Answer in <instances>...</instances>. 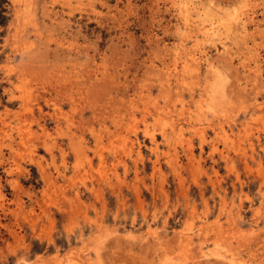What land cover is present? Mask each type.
Here are the masks:
<instances>
[{
	"label": "rangeland",
	"instance_id": "obj_1",
	"mask_svg": "<svg viewBox=\"0 0 264 264\" xmlns=\"http://www.w3.org/2000/svg\"><path fill=\"white\" fill-rule=\"evenodd\" d=\"M192 1L201 7V12L202 8L208 12L204 23H213L226 33L234 57L223 55L218 43L214 47L201 40L199 45L204 48H200V66L183 69V49L192 48L195 42L182 27L172 0L159 5L153 0H132L131 4L124 0L118 7L124 9L127 5L126 20L118 13L117 18H100L99 24L87 12L72 11L65 19L71 21V29L81 25L79 44L86 42L85 36L92 40L99 34L101 46L107 47L126 34L124 38L131 43L127 78L117 73L106 86L94 88L93 82L104 84L113 73L107 66H88L80 72L78 87L89 90L91 95L82 103L75 107L58 104L56 90L49 89L30 109L35 122L26 118L13 121L11 126L0 125V135L9 131L22 147L26 139L34 137L45 141L58 137L55 145L49 141L53 149L58 146L66 151L70 144L72 152L67 160L72 168L65 172L68 182L60 184L53 195L69 200L78 197V211L86 210L87 217L99 218L97 227L103 233L97 239L105 248L126 244L133 264L136 260L141 264H259L264 259V197L257 191L264 183V175L260 174L264 168L263 0ZM61 7L57 4L55 9ZM96 7L100 9V5ZM4 8L0 24L12 22L16 14L11 0H4ZM252 10L255 23L240 33L236 17ZM69 11L63 8L62 14ZM154 18L168 35L153 27ZM155 37L162 39L157 43ZM251 49L255 58L249 54ZM157 54L162 59L153 66L152 57ZM208 61L211 66L207 67ZM193 73L198 82L193 80ZM209 82L219 85L214 105L202 91ZM191 83L198 86L190 95ZM4 86L11 87L7 81ZM19 106V101H9L5 95L0 112H16ZM213 107L225 115L208 126L202 109ZM162 128L167 137L161 135ZM146 129L154 131L155 142L145 134ZM37 153L44 156L45 148H38ZM28 171L38 174L35 164L29 165ZM21 183L29 187L27 182ZM217 186L225 190L226 199L234 192L240 194L236 203L242 207L238 212L219 216L221 205L207 211L202 200ZM27 206L25 198L21 210ZM14 207L6 209L4 222L12 219ZM0 215L4 211L0 210ZM84 235H94L91 226ZM38 250L39 245L34 244L33 251Z\"/></svg>",
	"mask_w": 264,
	"mask_h": 264
},
{
	"label": "clouds",
	"instance_id": "obj_2",
	"mask_svg": "<svg viewBox=\"0 0 264 264\" xmlns=\"http://www.w3.org/2000/svg\"><path fill=\"white\" fill-rule=\"evenodd\" d=\"M123 2L11 0L16 14L12 22L0 24V73H3L0 76V107L5 95L9 101H19L20 106L16 112H0V125L11 126L13 121L26 118L35 122L30 109L37 106V99L42 98L41 93L49 89L56 90L58 104L69 103L75 107L82 103L86 96L91 95L89 90L78 87L80 72L88 66H107L113 73L104 84L93 82L94 88L106 86L117 73L127 78L131 43L124 38L125 33L121 34L118 42L110 43L107 47L101 46L99 34L92 40L85 36L86 42L79 44V37L83 36L81 25L71 29V21L65 19V15L71 16L72 11H81L95 18L98 24L100 18H117L118 13L126 20L127 5L124 9L118 7ZM131 2L127 0L128 4ZM153 2L159 5L164 0ZM57 4L62 6L61 10L55 9ZM97 5H100V9ZM63 8L71 11L62 14ZM4 12V0H0V16ZM153 27L165 35L169 34L155 18ZM161 39L155 37L157 43ZM152 59L155 66L154 62L162 57L157 54ZM97 60L99 65L96 64ZM195 78L193 73V80ZM5 81L11 87H5ZM197 86L193 84L190 95ZM191 102L196 103L194 100ZM202 111V118L209 121L208 126H211L212 120L225 115L224 111L215 107ZM12 130H16L14 126ZM56 139L58 137L49 138V141L55 145ZM49 141L34 137L26 139L22 147L21 142L14 138L0 135V210L4 211V215H0V264H133L128 257L130 248L126 244L105 248L97 239L101 233L97 227L99 218L87 217L86 210L78 211V197L72 196L69 200L53 195L60 184L68 182L65 172L72 168L67 160L72 148L69 144L66 151L58 146L53 149L49 147ZM40 147L45 148L44 156L37 153ZM32 164L37 167V175L28 171V166ZM260 174L264 175V168ZM21 180L27 182L29 187L25 188ZM257 191L264 197V183ZM67 192L68 189H65ZM224 193L225 190L217 186L210 196L203 198L208 212L214 211L217 205H221L219 216L228 217L233 210L239 211L242 204H237L236 200L240 194L234 192L226 199ZM217 196H220L219 201L216 200ZM25 198L28 206L21 210ZM209 200L211 204L207 203ZM261 204L264 205V199ZM9 205L15 206L12 219L4 222ZM119 218L128 219L127 216ZM90 226L94 235L86 237L84 230ZM34 244L39 245L40 250L33 251ZM135 264H141V261L136 260ZM259 264H264V259Z\"/></svg>",
	"mask_w": 264,
	"mask_h": 264
},
{
	"label": "bare ground",
	"instance_id": "obj_3",
	"mask_svg": "<svg viewBox=\"0 0 264 264\" xmlns=\"http://www.w3.org/2000/svg\"><path fill=\"white\" fill-rule=\"evenodd\" d=\"M171 1V0H170ZM261 1V0H260ZM172 2L173 3H175V6H177V10H178V13H179V16H180V19H181V25H182V27L183 28H185L186 30H188V33H189V35H190V37H192V41H193V39H194V44L192 45V48H186V49H183V55H182V57H183V64L182 63H180V64H182L183 65V69L185 68V69H197L200 65H199V63L202 61V53H201V50H200V48L202 47H200V45H199V43H201V42H205V43H209L210 45H212L213 44V46L215 47V46H217V43L221 46V50H219V51H221L222 52V54L223 55H228V56H230V57H234L233 55V53L234 52H232L231 51V47L230 46H228L229 44H227V35H226V33L224 34V31L223 30H220L221 29V27H218V26H216V25H214L213 23H210V24H206V23H204L205 21V19L204 18H206L205 16H206V14H208V12L206 11V10H204L205 8H202L203 9V11L201 12V7H199V6H197V3H196V1H192V0H172ZM171 2V3H172ZM209 2V1H208ZM261 3V2H260ZM252 4V3H251ZM254 4V3H253ZM263 7L262 8H264V0H263ZM200 5V4H199ZM255 6V5H254ZM204 7V6H203ZM208 7V6H207ZM248 7V6H247ZM261 8V9H262ZM254 10V9H253ZM253 10H252V13H245V14H243V15H239L238 17H236V19H235V23H237V27L240 29L239 31H241L240 33H245V32H247V30H248V25L250 24V23H252V22H254L255 20V15L253 14ZM264 10H262V12H263ZM229 12V11H228ZM264 13V12H263ZM202 14H204V16H203V18L201 17L202 16ZM231 14V13H230ZM236 14H237V12H236ZM208 17H209V14L207 15ZM195 18H196V20H195ZM204 19V20H203ZM208 19V18H207ZM217 20V19H216ZM234 20V19H233ZM211 21V20H210ZM208 23V22H207ZM255 23V22H254ZM232 24V23H231ZM253 24V23H252ZM251 25V24H250ZM229 26V25H228ZM184 29V30H185ZM194 29H197L196 30V33H191V31H193ZM183 30H181V32H182ZM199 32V34H197ZM184 33V32H183ZM239 33V34H240ZM185 36V35H184ZM199 36H200V38H199ZM188 37V36H187ZM254 37V36H253ZM185 39H186V37H185ZM200 39V40H199ZM251 39V38H250ZM182 40V39H181ZM202 40V41H201ZM199 41H201V42H199ZM241 41V40H240ZM178 42V41H177ZM245 42L247 43V41L245 40ZM254 43V42H253ZM183 44V43H182ZM243 44H245V43H243ZM179 45V44H178ZM184 45H186V44H184ZM203 45V44H202ZM180 46V45H179ZM183 46V45H182ZM204 46V45H203ZM189 47H191V45L189 46ZM245 47H248V46H245ZM183 48H185V47H183ZM202 48H204V47H202ZM217 48V47H216ZM244 49V48H243ZM235 50V49H234ZM233 50V51H234ZM237 50V49H236ZM202 51H204V49H202ZM218 51V50H217ZM249 51V50H248ZM251 51V52H250ZM249 51V54H250V56L251 55H253V57H254V51H253V49H251ZM205 52V51H204ZM248 53V52H247ZM221 54V53H220ZM221 54V55H222ZM233 54V55H232ZM207 55V54H206ZM206 55H204V56H206ZM232 55V56H231ZM248 57V56H247ZM214 58V57H213ZM218 58H220V57H218ZM243 58V57H242ZM255 58V57H254ZM210 59H211V57H210ZM225 59V58H224ZM205 60H206V58H205ZM208 60V59H207ZM221 61V60H220ZM238 61V60H237ZM247 61V60H246ZM173 62V61H172ZM230 63V62H229ZM238 63H240V64H242V65H246V64H243V61H240V62H238ZM173 64V63H172ZM205 64V63H204ZM207 64V67H208V64L211 66V61L209 62H207L206 63ZM205 64V65H206ZM174 65V64H173ZM251 65V64H250ZM255 66V65H254ZM173 67V66H172ZM174 68V67H173ZM172 68V69H173ZM176 68V67H175ZM162 69V68H161ZM171 69V68H170ZM205 69V68H204ZM207 69V68H206ZM168 70V69H167ZM182 70V69H181ZM210 70V69H209ZM106 71V70H105ZM170 71V70H169ZM174 71V70H173ZM180 71V70H179ZM183 71H186V70H183ZM192 71V70H191ZM207 71V70H206ZM163 72V71H162ZM161 72V73H162ZM194 72V71H193ZM169 73H171V72H169ZM189 73V72H188ZM197 74V73H196ZM172 75V74H171ZM248 75H249V73H248ZM168 76V75H167ZM207 76V75H206ZM102 77V76H101ZM218 77V76H217ZM163 78V77H162ZM180 78V77H179ZM183 78V77H182ZM98 79V78H97ZM181 79V78H180ZM179 79V80H180ZM184 79V78H183ZM190 81H192V80H190ZM194 81H196V80H194ZM204 81H205V79H204ZM235 81V80H234ZM183 82H185V80H183ZM196 82H198V81H196ZM207 82V81H206ZM205 82V83H206ZM222 82V81H221ZM145 84V83H144ZM186 84V83H185ZM188 84V83H187ZM192 84V83H191ZM220 84V83H219ZM145 86V85H144ZM183 86V85H182ZM186 86H188V85H186ZM192 86H193V84H192ZM223 86H225V85H223ZM168 87V86H167ZM188 87H190V86H188ZM184 88H185V86H184ZM202 88V87H201ZM218 88H219V85H218V83L216 82V83H213V82H209V83H207V84H205L204 85V87H203V89H202V91L204 92V94H205V96L207 97V99H209V101L211 102V104H213L214 105V102L215 101H217V98H218V96H219V92H218ZM223 88V87H222ZM225 88V87H224ZM245 88V87H244ZM197 90V89H196ZM188 91V90H187ZM224 91V90H223ZM232 91V90H231ZM251 91V90H250ZM182 93V92H181ZM194 95V94H193ZM144 97H145V95H144ZM201 97V96H200ZM225 97V96H224ZM164 98H165V96H164ZM226 99V98H225ZM145 100H146V98H145ZM175 100V99H174ZM202 100V99H201ZM227 100V99H226ZM168 101V100H167ZM205 102V101H204ZM124 103H126V102H124ZM181 104H182V101H181ZM131 105V104H130ZM150 105V104H149ZM161 105V104H160ZM206 105V104H205ZM172 106V105H171ZM202 106H203V103H202ZM167 107V106H166ZM190 107V106H189ZM188 107V108H189ZM205 107V106H204ZM258 107V106H257ZM154 108V107H153ZM141 109V108H140ZM143 109V108H142ZM177 109H178V107H177ZM176 109V110H177ZM182 109V108H181ZM207 109V108H206ZM162 110V109H161ZM145 111V110H144ZM178 111V110H177ZM200 111V110H199ZM228 111V110H227ZM119 112V111H118ZM146 112V111H145ZM171 113V112H170ZM155 115V114H154ZM175 115V114H174ZM185 115V114H184ZM163 117V116H162ZM223 117V116H222ZM142 118V117H141ZM179 118V117H178ZM183 118V117H182ZM194 118V117H193ZM224 119V118H223ZM161 120V119H160ZM187 120H188V118H187ZM195 120H197V119H195ZM257 120V119H256ZM224 121V120H223ZM132 122V121H131ZM161 122V121H160ZM163 122V121H162ZM194 123H195V121H194ZM132 124H134V123H132ZM166 123H164V125H165ZM181 124V123H180ZM134 125H136V124H134ZM194 125V124H193ZM198 125V124H197ZM220 125V124H219ZM133 126V125H132ZM223 126V125H222ZM45 126L43 125V127H42V129L46 132V128H44ZM224 127V126H223ZM202 128V127H201ZM201 128H200V130H201ZM123 129V128H122ZM206 129V128H205ZM223 129V128H222ZM6 130V129H5ZM200 130H198V131H200ZM194 131H196V129H194ZM202 131V130H201ZM227 131V130H226ZM9 131H7L5 134L6 135H9V136H11V134L10 133H8ZM160 133H161V135L163 136V137H167V134H166V132H165V129L164 128H162V129H160ZM175 133V132H174ZM145 134L150 138V141H153V142H155V133H154V131H150V130H148V129H146L145 130ZM202 134V133H201ZM116 135H117V133H116ZM114 136V135H113ZM176 136V135H175ZM231 137V136H230ZM112 138V137H111ZM181 141V140H180ZM184 141V140H183ZM177 142V141H176ZM23 145V144H22ZM134 145V144H133ZM216 146V145H215ZM104 147V146H103ZM156 147V146H155ZM140 153V152H139ZM142 154V153H141ZM155 166V165H154ZM100 169V168H99ZM82 174V173H81ZM80 175V174H79ZM83 175V174H82ZM85 176V175H84ZM77 177V176H76ZM70 181H72V180H70ZM75 181V180H74ZM235 221V220H234ZM203 227V226H202ZM207 227V226H206ZM210 230H211V228H210ZM102 232V231H101ZM114 232V231H113ZM231 232V231H230ZM103 233V232H102ZM228 233V232H227ZM233 233V232H232ZM251 233V232H250ZM180 234V233H179ZM241 235V234H240ZM164 237V236H163ZM187 237V236H186ZM185 238V237H184ZM187 238H189V237H187ZM177 240V239H176ZM244 240V239H243ZM185 241V240H184ZM189 242V241H188ZM178 244V243H177ZM173 249V248H172ZM174 250V249H173ZM168 251H169V249H168ZM171 252V251H170ZM176 257V256H175ZM182 257V256H181ZM189 257V256H188ZM205 257V256H204ZM200 258V257H199ZM193 259V258H192ZM178 261H180V260H178ZM202 263V262H201ZM230 263V262H229ZM235 264V263H234Z\"/></svg>",
	"mask_w": 264,
	"mask_h": 264
}]
</instances>
